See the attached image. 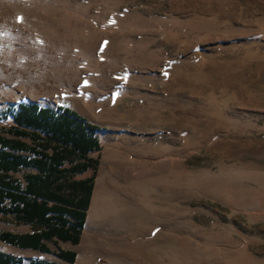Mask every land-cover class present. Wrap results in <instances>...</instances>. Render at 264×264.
Masks as SVG:
<instances>
[{"label": "rangeland", "instance_id": "obj_1", "mask_svg": "<svg viewBox=\"0 0 264 264\" xmlns=\"http://www.w3.org/2000/svg\"><path fill=\"white\" fill-rule=\"evenodd\" d=\"M20 102L96 126L62 264H264V0H0V107Z\"/></svg>", "mask_w": 264, "mask_h": 264}, {"label": "trees", "instance_id": "obj_2", "mask_svg": "<svg viewBox=\"0 0 264 264\" xmlns=\"http://www.w3.org/2000/svg\"><path fill=\"white\" fill-rule=\"evenodd\" d=\"M8 116H12L14 124L0 131V220L27 224L31 231L0 232V240L42 252H50L47 242L78 243L90 204L93 176H74L95 164L88 153L99 148L96 126L68 107L53 109L37 103L0 107V119ZM23 169H29L23 181L11 174ZM54 253L69 262L76 255L70 249ZM20 261L0 252V264Z\"/></svg>", "mask_w": 264, "mask_h": 264}, {"label": "crops", "instance_id": "obj_3", "mask_svg": "<svg viewBox=\"0 0 264 264\" xmlns=\"http://www.w3.org/2000/svg\"><path fill=\"white\" fill-rule=\"evenodd\" d=\"M20 172H21V171H20ZM27 172H28V171H27ZM16 173H18V172H16ZM11 174H15V173H12V172H11ZM77 174H78V173H77ZM19 180H20V179H19ZM21 181H23V180H21ZM92 190H93V188H92ZM91 195H92V194H91ZM90 199H91V198H90ZM1 215H2V214L0 213V216H1ZM86 215H87V213H86ZM85 219H86V218H85ZM0 222L10 223V224H14V225H26V226H28V228H26L25 231H23V232H18V231L9 230V229H3V230H0V232H7V231H9V232H12V233H24V232H30V231H31L30 226L27 225V224H16V223H14V222L6 221V220H0ZM84 224H85V223H84ZM0 242L5 243V244L10 245V246H13V247L18 248V249H28V250L39 251V250L31 249V248H19V247H16V246H14V245H11V244H9V243H6V242H4V241H2V240H0ZM59 242L68 243V244L72 247V248H70V250L75 251V253L77 252V250L75 249V247L77 246V244H78L79 242H78V243H72L71 241L57 240L55 243H54V242H47V246L49 247L48 243L58 244ZM49 248H50V247H49ZM56 248H57V250H51V249H50V252H52L54 255H55L54 252L59 251L60 249H63V248H60L59 246H57ZM64 250H66V249H64ZM0 252H3V253H6V254H9V255H11V256H13V257L18 258V259L21 260L20 262H18V263H13V264H21V263H22V259L19 258L18 256H15V255H13V254H11V253H8V252H5V251H2L1 249H0ZM39 252H42V251H39ZM45 253H48V252H45ZM55 256H56V255H55ZM75 256H76V255H75ZM56 257L59 259V261H56V262H54V263L62 264L61 261H66V260H64V259L59 258L58 256H56ZM74 260H75V259H74ZM34 261H40V262H41V261H46V260H31L29 264H31V263L34 262ZM47 262H52V261H47ZM66 262H69V261H66ZM73 262H74V261H73ZM73 262H70V263H73Z\"/></svg>", "mask_w": 264, "mask_h": 264}]
</instances>
